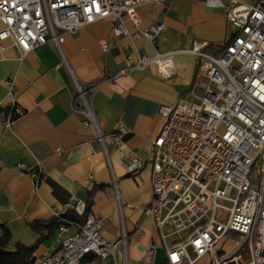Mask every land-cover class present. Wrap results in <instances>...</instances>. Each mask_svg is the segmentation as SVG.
Segmentation results:
<instances>
[{
	"label": "built area",
	"instance_id": "2783aa9c",
	"mask_svg": "<svg viewBox=\"0 0 264 264\" xmlns=\"http://www.w3.org/2000/svg\"><path fill=\"white\" fill-rule=\"evenodd\" d=\"M166 2L0 0V59L7 41L19 49L21 58L49 40L62 50L67 33L100 20H110L112 33L128 37L136 53V59L130 54L126 67L104 81L150 65L161 78H170L177 74L175 55L192 53L195 73L188 90L174 104L159 107L164 121L152 141L153 200L143 207V213L154 219L169 264H195L205 256L211 258V264H264V0H205L209 6L226 8L235 29L216 51L206 50L207 42H202L187 50L141 53L136 40L141 36L156 40L164 24L132 31L127 21L138 22V6L143 3L161 10ZM108 47L103 45L104 50ZM71 75L80 103L75 106L96 127L110 164L107 144L123 153V127L119 124L111 133H102L89 107L88 91L73 71ZM6 84L10 104L0 126L11 127L24 109L18 103L14 78H7ZM143 165L133 155L128 168L135 172ZM30 174L38 186L41 171ZM67 206L85 214V220L64 218L68 224L58 227V234L71 225L75 231L55 249L37 256L33 264H86L88 255L105 257L119 247L128 264L124 225L121 237L109 241L102 234L101 219L86 210L84 198L71 194ZM119 209L122 213L121 204ZM53 212L56 216L63 213ZM155 246L151 245L148 254Z\"/></svg>",
	"mask_w": 264,
	"mask_h": 264
},
{
	"label": "crops",
	"instance_id": "0c3cea01",
	"mask_svg": "<svg viewBox=\"0 0 264 264\" xmlns=\"http://www.w3.org/2000/svg\"><path fill=\"white\" fill-rule=\"evenodd\" d=\"M226 12L205 0H167L161 10L150 3L139 5L138 22L128 20L127 24L132 31L164 24L156 40L145 36L136 40L141 53L187 50L202 42H207L206 50L216 51L235 33ZM111 24L100 20L85 25L65 35L62 50L49 40L23 58L7 41L0 59V119L10 104L9 77L14 78L18 103L24 109L11 127L0 126V234L4 228L11 232L9 249H15L18 241L34 244L39 232L31 223L49 220L54 209L64 212L70 195L76 194L91 199L90 208L101 219L107 240H118L124 225L128 264H168L155 221L143 213V207L153 200L152 141L164 121L160 105L174 104L188 90L196 59L189 52L175 55L177 74L170 78H161L150 65L104 81L126 67L130 54L136 59L131 40L115 36ZM104 44L109 45L107 50ZM71 71L88 91L89 107L100 131L107 135L119 124L123 127V153L107 144L110 164L96 127L75 106L80 103ZM133 155L144 161L135 172L128 168ZM38 169L43 176L35 186L30 173ZM75 229L71 225L58 234L56 228L38 244L34 256L55 249ZM152 244L156 246L148 254ZM85 262L124 264L125 260L119 247L105 257L90 254Z\"/></svg>",
	"mask_w": 264,
	"mask_h": 264
},
{
	"label": "trees",
	"instance_id": "16d2710c",
	"mask_svg": "<svg viewBox=\"0 0 264 264\" xmlns=\"http://www.w3.org/2000/svg\"><path fill=\"white\" fill-rule=\"evenodd\" d=\"M42 176L43 175L41 173L40 179ZM86 202V210L89 211L91 209V199L86 200ZM64 218L82 223L85 220V214L80 215L73 209L68 208L60 216L53 215L47 221L43 222L41 220H35L31 223V226L39 232L38 240L34 244L30 245L18 241L16 242L15 249L13 250L8 248L11 240V232L4 228L3 232L0 234V264H33L36 258L34 256V252L38 244L47 236L51 235L56 228L63 224H68ZM87 257H85L84 260H86Z\"/></svg>",
	"mask_w": 264,
	"mask_h": 264
},
{
	"label": "rangeland",
	"instance_id": "374dc122",
	"mask_svg": "<svg viewBox=\"0 0 264 264\" xmlns=\"http://www.w3.org/2000/svg\"><path fill=\"white\" fill-rule=\"evenodd\" d=\"M220 131L224 130V125H221L219 128ZM228 244L232 245V242H229ZM195 264H211V258L209 256H205L198 260Z\"/></svg>",
	"mask_w": 264,
	"mask_h": 264
}]
</instances>
